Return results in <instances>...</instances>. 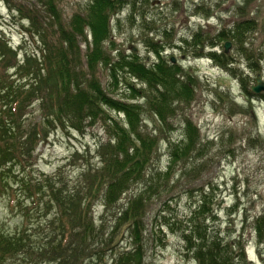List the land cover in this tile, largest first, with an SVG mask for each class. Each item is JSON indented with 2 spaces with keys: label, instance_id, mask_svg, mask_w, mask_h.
Listing matches in <instances>:
<instances>
[{
  "label": "rangeland",
  "instance_id": "374dc122",
  "mask_svg": "<svg viewBox=\"0 0 264 264\" xmlns=\"http://www.w3.org/2000/svg\"><path fill=\"white\" fill-rule=\"evenodd\" d=\"M108 1L54 0L61 17L58 26L41 0H10L9 3L0 0V37L12 46L16 54H10L9 62L6 61L8 66L4 63L3 70H8L10 79L17 80L15 68L23 63L27 55L40 57V47L46 35L57 43L60 37L58 29L69 34L76 32L77 43L81 45V78L87 87L88 82H97L109 97L115 98L114 103L119 99L124 102L131 95V84L145 89L147 86L129 68L132 76L124 72L119 83L115 84L112 67L103 65L105 56L113 57L115 61L119 60L120 53L124 56L135 54L142 64L152 65L158 57L150 49L149 43L152 42L144 39L160 40L161 33L167 29L176 32L182 27L187 29L189 37L200 33L204 37V44L198 49L200 53L188 45L189 41H185L183 49L174 55L171 49L162 52L169 60L174 56L184 72L189 71L197 77L195 99L191 104H177L180 111L172 119L173 129L156 131L152 114L149 111L139 113L145 119L148 131L163 137L146 178L152 185L153 174L160 173L162 176L151 189V185L147 189V181H134L116 204L117 209L146 190L145 204H139L147 214L143 233L145 256L138 259L139 264H198L188 253L183 230L194 208L207 194L209 210L200 217V222L209 234L219 235L223 245H228L235 254L242 251L245 257L242 264H264V100L262 93L258 95L245 89L255 84L259 73L264 79V0H127L110 5ZM106 11L112 33L105 37L106 52L94 59L88 55L95 45V37L89 27L94 26L89 20L104 23ZM30 12H34L35 21L41 29L38 30L37 26L32 28ZM103 13L104 16H101ZM238 22H250L253 30L248 35L247 49L235 47L231 42L229 50L225 46L227 42L214 48L219 55L224 52L233 57L232 65L224 68L209 58L211 49L208 42L224 29L234 30ZM152 27L156 31H152ZM31 29L38 37L31 35ZM38 31L44 32L39 34ZM179 37L176 36L178 40ZM91 60L98 61L95 69L90 67ZM255 64L258 67L251 68ZM228 69L235 70L237 75ZM139 101L146 103L145 99ZM107 105L112 120L125 121V115L112 110L115 106ZM27 111L26 117L30 118V122L32 118L39 117L37 103ZM186 117L198 126L201 142L190 159L180 161L169 169L170 142L183 138ZM110 123L111 120L108 123L97 122L83 132L53 128L49 138L39 144L32 158H20L16 165H9L11 172L0 179V227L12 233L28 230V238L33 242L26 243L27 247L16 254L13 264L64 263L40 248L47 235L55 229L51 223L58 221V208L51 201L52 195L45 185L56 183L57 188H65L66 194L77 192L76 188L81 189L79 180L82 168L87 165L84 160L73 158L87 153L94 166L101 164L98 145L110 139ZM48 131L50 133L51 127ZM29 166L33 168L28 170ZM24 167H27L25 170L29 175L34 174L32 178L23 177ZM60 169L64 173L57 176ZM166 172L169 173L165 176ZM44 176L53 180L38 184ZM27 181L34 188L38 186L40 195L37 190L29 191L30 186H25ZM92 204L90 217L99 226V235L103 229L110 232V227L117 226L115 217L121 211L114 212L116 205L113 212L106 213L107 208L102 202L92 200ZM130 224L127 220L123 221L116 230L115 248L112 252H105L101 259L96 257V253L87 259L93 248H100L96 238L90 241L87 253L68 257L67 264H113L116 257L130 249ZM259 229L263 232L262 236L257 233ZM74 246L73 241L71 247Z\"/></svg>",
  "mask_w": 264,
  "mask_h": 264
},
{
  "label": "trees",
  "instance_id": "16d2710c",
  "mask_svg": "<svg viewBox=\"0 0 264 264\" xmlns=\"http://www.w3.org/2000/svg\"><path fill=\"white\" fill-rule=\"evenodd\" d=\"M6 1L10 2V0ZM126 1L109 0L108 4L115 2L120 4ZM41 2L46 9L48 8L59 26L58 19L61 17L54 0H41ZM106 14L107 19L102 24L94 19L89 20L94 26V28L89 27L95 37V45L93 50L90 48L88 55L94 59L106 52L105 37L112 33L109 28L108 11ZM29 16L33 20L32 28L37 26L38 30L41 29L37 20L35 21L34 12H30ZM101 16H104V13ZM252 22L254 24L255 21L252 20ZM252 30L253 25L250 22H238L234 30H222L215 39H209L208 44L211 49H214L222 43L231 41L235 47L247 49L248 35ZM30 31L32 36L38 37L32 29ZM43 32L38 31L39 34ZM58 33L60 37L57 43H54L47 35L45 36L40 49V58L27 55L22 64L17 68L14 67L15 76L18 77L15 81L9 78L8 70L3 68L5 65L8 66L6 61L9 62L10 54H16L12 51V46L0 37V179L11 172L9 165H16L20 158H32L34 151L40 147L39 144L49 138L53 128L62 127L70 131L83 132L86 127L93 126L97 122L108 123V120H111L108 126L112 133L110 139L98 145L101 164L94 166L87 153H85L86 156L77 154L73 158L84 160L87 165L82 168L83 173L79 180L81 189L76 188L77 192L66 194L65 188H57L56 183L45 185L52 195L51 201L58 208V221L51 223L55 229L45 238L46 243L42 241L40 248L48 255H54L58 261L63 260L67 264L68 257L74 258L75 255L87 253L90 249V241L98 238L100 248L98 250H96L97 246L93 248L88 253L87 259L89 260L95 253L96 257L101 259L105 252H112L115 248L116 230H119L123 221L127 220V223L131 222L129 233L132 244L130 249L123 252V255L116 257L117 260L113 264H139L138 259L145 256L143 233L144 219L147 215L146 210L144 208L141 210L139 204L142 202L145 204L146 190L130 199L121 209H117L116 204L123 199V195L134 181H147V189L151 185L146 178L147 170L163 138L162 134L157 135L155 132L148 131L146 121L139 113L149 111L152 114L157 125L156 131L161 132L165 128L173 129L172 119L180 111L177 104H191L195 99L197 77L189 71L184 72L179 60L171 62L158 49L154 50L158 59L152 65L142 64L138 59L139 56L135 54L124 56L120 53L119 60L115 59V61L113 57L105 56L102 60L103 65L112 67L115 84L119 83L120 75H124L123 73L130 69L134 76H138L141 83L147 86L145 89L131 84L129 100L122 102L119 99L114 103L115 98L109 97L107 91L97 82H88L87 87L86 82L81 78L83 76L81 45L77 43L76 32L69 34L58 29ZM203 40L204 37L201 36L199 40H193L188 45L199 52V47L204 44ZM77 46H79L78 51ZM209 55L216 64L224 68H229L233 63V57L224 52L219 55L217 52L210 51ZM97 64L98 61L91 60L90 67L95 69ZM257 67L258 65L255 64L251 68ZM228 70L234 71L237 75L235 70ZM131 72L128 73L132 76ZM245 89L250 92L248 87ZM261 97L264 100V93ZM140 99H145L146 103L142 104ZM34 103L38 104L39 117L32 118L30 122V118L26 117L28 113L26 109L28 110ZM107 104L115 106L112 110H117L120 115H125V121L112 120L106 108ZM36 118L39 120L36 121ZM199 131L198 126L186 117L183 138L170 142L172 149L169 169H173V166L180 161L190 159L198 150L201 142ZM31 166L28 170L33 168ZM25 169L27 167H24L23 177L32 178L34 174L29 175L28 170ZM63 173L64 170L60 169L57 176ZM80 176L81 174L78 178ZM161 176L160 173L152 175L150 189L156 185L157 179ZM46 180L53 179L44 176L38 180V184L41 185ZM27 184L30 186V192L37 190L40 195L37 185L35 189L31 186V182H25V186ZM79 190L85 193L78 192ZM92 200L102 202L107 208L106 213L113 212L115 205L114 212L121 211L115 217L117 226L110 227V232L103 229L99 235V226H96L90 217L94 206ZM208 210L206 194L201 203L194 208L192 217L189 218V223L187 222L183 230L188 253H191L198 264H242L245 259L243 252L235 254L230 251L228 245H223V239L219 235L209 234L203 222H200V217L205 216ZM257 233L259 236L263 235L261 229L257 230ZM71 239L72 242H70ZM73 241L76 244L74 248L71 247ZM26 243H33L28 238V230L22 229L18 233H12L0 227V264L12 263L16 254L23 247H27ZM131 254L133 255L130 257Z\"/></svg>",
  "mask_w": 264,
  "mask_h": 264
},
{
  "label": "bare ground",
  "instance_id": "6f19581e",
  "mask_svg": "<svg viewBox=\"0 0 264 264\" xmlns=\"http://www.w3.org/2000/svg\"><path fill=\"white\" fill-rule=\"evenodd\" d=\"M176 12V11H175ZM148 29H151V27H149ZM152 31H156V29L154 28V27H152ZM158 31V30H157ZM187 31V29L185 28V27H182V28H180V30H178V31H176V32H171L170 30H166V31H164L163 33H161V39L160 40H155V39H148V38H146V39H144L145 41L146 40H148L147 42H152V43H149V44H151V47H150V49L152 50V51H154L155 49H158V50H160L161 51V53L163 52V51H166V50H168V49H171L172 50V55H174V53H178V52H180L182 49H183V46H182V44H184L185 43V41H189L190 43H192L193 42V40H199L200 38H201V36H200V34L197 32L194 36H192V37H189L186 33ZM158 33V32H157ZM180 36L179 38H180V40H178L177 38H176V36ZM165 38H166V40H165ZM192 40V41H191ZM231 41H227V43H226V45L225 46H227V44H230L231 45V43H230ZM148 44V45H149ZM233 44V43H232ZM41 45V44H40ZM219 46V45H218ZM41 47H42V45H41ZM41 47H40V49H41ZM191 47V46H190ZM132 48V47H131ZM216 48V47H215ZM231 48V47H230ZM211 49V48H210ZM226 49H227V47H226ZM137 50V49H136ZM41 51V50H40ZM211 51H214V52H217V51H215L214 49H211ZM218 53V52H217ZM40 57H41V55H40ZM39 57V58H40ZM172 57H174V56H171V58ZM175 58V57H174ZM210 59H212L211 57H209ZM256 84V83H255ZM254 84V85H255ZM253 85V86H254ZM252 86V87H253ZM252 87H248L249 89H250V91L252 90Z\"/></svg>",
  "mask_w": 264,
  "mask_h": 264
},
{
  "label": "water",
  "instance_id": "95a60500",
  "mask_svg": "<svg viewBox=\"0 0 264 264\" xmlns=\"http://www.w3.org/2000/svg\"><path fill=\"white\" fill-rule=\"evenodd\" d=\"M226 47H227V50H229L231 45L227 44ZM255 83L256 84L252 87L251 91L254 92L255 94L264 93V80H263V75L261 73L258 74V76L255 80Z\"/></svg>",
  "mask_w": 264,
  "mask_h": 264
},
{
  "label": "flooded vegetation",
  "instance_id": "af4514ba",
  "mask_svg": "<svg viewBox=\"0 0 264 264\" xmlns=\"http://www.w3.org/2000/svg\"><path fill=\"white\" fill-rule=\"evenodd\" d=\"M132 47V46H131ZM166 56V55H165ZM167 57V56H166ZM170 61L171 62H177V59L176 58H174V57H172L171 59H170Z\"/></svg>",
  "mask_w": 264,
  "mask_h": 264
}]
</instances>
